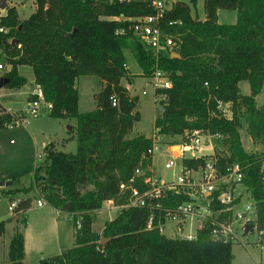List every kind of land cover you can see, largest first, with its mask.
<instances>
[{
  "label": "trees",
  "instance_id": "trees-1",
  "mask_svg": "<svg viewBox=\"0 0 264 264\" xmlns=\"http://www.w3.org/2000/svg\"><path fill=\"white\" fill-rule=\"evenodd\" d=\"M34 5V13L23 21L14 8L0 18V27L7 30L0 35V50L10 68L2 78L8 81L3 88H23L26 79L18 68L29 67L44 103L50 106V117L76 121V153L45 148V166L35 169L33 184L23 192L30 196L36 191L49 207L70 218L73 248L48 264H232L231 244L211 242L205 233L190 242L146 231V211H120L105 223L100 235L92 231V214L110 200L125 205L126 197H118V185L136 168L146 169L151 163L150 159L141 163L151 140L132 136L141 120L139 98L122 86L123 80L133 85L121 48V41L130 40L142 76L161 71L172 84L170 91L156 92L167 98L153 128L169 138L193 131L219 136L217 152L225 156L220 166L237 163L243 168L242 188L254 204L255 232L264 233V108L256 106L264 87V0H203V20L191 15L197 0H189V4L176 1L162 24L176 47L157 55L133 36L130 22L116 21L153 15L143 0H34ZM218 11L236 12L235 24L219 25ZM171 22L178 24L167 27ZM120 30L124 34L117 36ZM80 77H95L103 83L93 96L95 111L85 114L78 113L75 83ZM242 82L249 86L248 95L240 94ZM111 97L116 99V107H112ZM219 103L230 106L231 118L218 111ZM242 120L250 138L262 149L259 158L242 147ZM10 122L0 106V130ZM203 163L202 159L186 160L184 166L198 169ZM20 192L0 189V196L12 198ZM31 204L30 197L22 199L12 211L10 221L15 226L8 264H23V230ZM4 230L1 222L0 238ZM101 239L103 246L99 245Z\"/></svg>",
  "mask_w": 264,
  "mask_h": 264
},
{
  "label": "built area",
  "instance_id": "built-area-1",
  "mask_svg": "<svg viewBox=\"0 0 264 264\" xmlns=\"http://www.w3.org/2000/svg\"><path fill=\"white\" fill-rule=\"evenodd\" d=\"M143 1L149 3L153 15L132 19L120 17L116 21L130 22L133 36L154 55L175 48L176 43L172 36L162 29L165 14L172 10L175 1ZM177 24L171 22L167 27ZM6 33L7 30L0 27V35ZM123 34L122 30L116 32L117 36ZM3 62L5 63L4 57ZM3 71L4 65L0 62L1 79L6 73ZM150 84L154 88V93L172 89L171 82L161 71H155L151 75ZM142 95L146 93L142 92ZM161 96L166 101V95ZM110 101L112 107H116V99L111 97ZM45 105L42 89L35 86L24 112L30 117H37ZM228 106L222 103L218 105V111L226 119L231 118L226 117L223 111V107ZM6 113L11 117V122L6 128L27 124L26 118L22 115H12L7 111ZM154 131L148 138L152 143L151 148L141 156V163L151 160L150 166L146 169L139 166L127 181L118 185V197H126V204L117 206L110 200L104 203L107 209L146 211L148 213L146 231L156 230L168 239L191 242L196 241L200 233H205L211 242L231 245L238 243L245 247L242 238L255 231L254 204L242 188L245 177L243 168L237 163H223L220 166V159L225 156L217 152L218 146L214 141L221 138L202 131L185 132L180 138L168 137L169 152L171 153L174 148L178 151L172 153L173 159L164 163V170L176 173L171 178L161 179L152 168V159L156 150V141L167 137L160 135L158 130L154 129ZM39 158L42 159L43 156ZM198 159L204 162L198 169L184 166V161ZM262 170H264V161ZM45 204L43 199L36 202L38 208ZM15 208L16 203H11L9 210L13 211ZM76 225L80 227L79 222ZM248 225H252L253 230L245 234L244 228Z\"/></svg>",
  "mask_w": 264,
  "mask_h": 264
},
{
  "label": "rangeland",
  "instance_id": "rangeland-1",
  "mask_svg": "<svg viewBox=\"0 0 264 264\" xmlns=\"http://www.w3.org/2000/svg\"><path fill=\"white\" fill-rule=\"evenodd\" d=\"M189 4V0H174ZM7 9L14 8L19 14L20 19H27L35 11L34 0H8ZM4 11L0 10V18ZM191 15L193 18L202 19L204 17L203 0H197V6L192 9ZM236 12L219 11L217 22L223 25H229L235 20ZM237 19V18H236ZM235 24V23H234ZM130 40L121 41V48L125 58V70L133 79V86L129 88V94L139 98L137 111L141 116L140 122L135 126L132 136L150 135L153 129L155 119L161 117V103L165 100L159 94L154 93V88L150 84L151 77H143L139 70L136 60L133 56L134 42ZM4 54L0 50V62L4 65V71L7 72L10 68L3 62ZM3 71V72H4ZM20 75L26 79V84L20 90L10 91L3 88L0 90V102L5 103L9 108H25L28 105L25 93L30 92L34 86L32 82V71L29 67H21ZM79 108L81 114L93 111L95 103L93 96L98 94L102 88V82L95 77H80L77 81ZM240 94L248 95L249 86L246 82L239 84ZM142 91L146 95H142ZM6 94L13 95L11 98L4 96ZM11 104V105H9ZM256 106L259 109L264 108V87L260 96L256 98ZM226 117H231L230 106L223 107ZM22 116L26 118V126H14L0 130V167L2 174H5L10 181L12 187L21 188L17 195H24V190L28 189L33 184V175L37 167H44V149L50 148L64 154H75L77 148L76 142V121L70 120L61 122L50 118L49 111L43 107L41 113L37 117H30L26 113ZM242 130L240 131V139L243 149L255 157L262 155V149L254 143L250 138L247 126L243 120ZM150 137V136H149ZM180 138V137H176ZM169 139L162 138L156 141V150L152 159V168L156 172L158 178L168 179L176 172L164 170V163L173 159L172 153H177V148H174L170 153L168 150ZM220 142V141H219ZM221 143V142H220ZM214 144L220 150V144L214 141ZM43 156L42 159L39 157ZM2 183V182H0ZM7 184V182H5ZM18 191V190H15ZM16 196V195H14ZM14 196H0V223H5L4 234L0 239V264H6L7 250L13 234V226L7 222L12 217V212L9 210L10 200L15 201ZM32 199L31 208L26 212L27 226L24 229V235L27 237V253L25 264H48L51 258L59 255L60 247L68 248L70 244L57 242L56 238L49 232V225H53L54 221H58L61 226L62 233L66 234L73 231L71 222H68L64 214H59L54 217L52 210L44 205L43 209H37L36 202L42 198L33 191L30 196ZM44 201V200H43ZM106 204H103L101 210L93 215L92 231L99 234L102 232L106 222L114 220L119 212L116 210H108ZM21 227V226H20ZM175 237V236H174ZM173 238V237H172ZM245 247L235 243L231 245L232 249V264H264V233L257 235L254 231L246 238H242ZM76 264H80L76 262Z\"/></svg>",
  "mask_w": 264,
  "mask_h": 264
},
{
  "label": "crops",
  "instance_id": "crops-1",
  "mask_svg": "<svg viewBox=\"0 0 264 264\" xmlns=\"http://www.w3.org/2000/svg\"><path fill=\"white\" fill-rule=\"evenodd\" d=\"M7 2H8V0L6 1V6H7ZM6 11H7V7H5V10H4V13L3 14H1L2 15V17H4L5 15H6ZM219 12V11H218ZM218 12H217V15H218ZM18 14V13H17ZM18 16H19V14H18ZM236 18H237V15H236V17H235V20L232 22V23H230L229 25H233L235 22H236ZM204 19V17L202 18V19H200V20H203ZM19 20L20 21H23V19H20L19 18ZM219 24V23H218ZM219 25H221V24H219ZM223 25V24H222ZM21 69V67H19L18 68V74L20 75V73H19V70ZM21 77H23L22 75H20ZM127 76H129V77H133V76H131L129 73H127ZM24 78V77H23ZM78 81V80H77ZM77 81H76V88H77ZM27 82V81H26ZM32 82H33V86H34V88H35V84H34V79L32 78ZM122 86H124L128 91H129V88H130V86H128L126 83H125V81L123 80L122 81ZM133 86V85H132ZM34 88L30 91V92H28V93H25V96H26V100L29 102L30 101V95H31V93L33 92V90H34ZM102 88H103V83H102ZM102 88L100 89V91L102 90ZM3 89V88H2ZM1 90V89H0ZM20 90V89H19ZM10 91H15V90H10ZM77 91H78V88H77ZM99 91V92H100ZM142 92H144V91H142ZM1 96H3V95H0V97ZM4 96H7V98H11L13 95H11V94H6V95H4ZM9 105H11V104H9ZM0 106H2L3 108H4V110L5 111H7V112H9L10 114H12V115H22L23 114V111H25V109H26V107L25 108H23V109H21V108H9L5 103H2V102H0ZM45 108H47L48 109V111L50 112V106L49 105H45L44 106ZM78 108H79V102H78ZM96 109V108H95ZM95 109L93 110V111H95ZM92 112V111H91ZM25 113V112H24ZM79 114H81L80 112H78ZM50 116V115H49ZM24 118V117H23ZM51 118V117H50ZM140 119H141V116H140ZM156 120V119H155ZM27 121V120H26ZM59 121H61V120H59ZM61 122H66V121H61ZM27 124H25V126H26ZM137 125V124H136ZM135 125V126H136ZM135 130V127H134V129H133V131ZM155 131H154V128L152 129V131H151V134L150 135H143V136H145L147 139L148 138H150L149 136H151L153 133H154ZM57 152V151H56ZM11 180V179H9V177H7L5 174H2V172H1V167H0V182H2L3 184H5V182H7V186H4L3 188H0L2 191H4V192H9V191H15V190H19V189H21V188H13L12 187V189H10L11 187V184L7 181V180ZM14 198H15V201H20V200H22V199H25V198H28V196H25V195H16V196H14ZM17 203V202H16ZM10 206V205H9ZM46 207H49L47 204L45 205ZM37 207V206H36ZM44 208V206L43 207H41V208H38L37 207V209H43ZM51 210H52V212H53V214H54V217H56V216H58L59 214H62V213H60V212H58V211H55V210H53L51 207H49ZM30 210V209H29ZM28 210V211H29ZM109 210V209H108ZM111 210H116V209H111ZM116 211H118V210H116ZM10 212H12L11 210H10ZM119 213H120V211H118ZM65 215V214H64ZM65 217H66V219H67V221L68 222H70V218H68V216L67 215H65ZM112 221V220H111ZM108 222H110V221H108ZM10 226L12 225L13 226V228H14V226H15V222L14 221H8L7 222ZM72 225V224H71ZM48 230H49V232L53 235V237H55L56 238V240H57V242H61V240L62 241H64L65 243H67V244H70V242H72V244H71V247H68V248H62V247H60V251H59V255L62 253V252H65V251H67V250H70V249H72L73 248V234H74V232L72 231L71 232V230L66 234L65 232H63V235H61V233H62V230H61V226H60V223H58V221H54V224L53 225H49V228H48ZM102 233V232H101ZM101 233H99V235L101 234ZM13 235V234H12ZM23 235H24V230H23ZM12 238V237H11ZM1 239V238H0ZM24 242H25V258H26V253H27V237H26V235L24 236ZM58 255V256H59ZM25 258H24V261H25ZM24 261H23V264H25L24 263ZM6 264H8V261H7V263Z\"/></svg>",
  "mask_w": 264,
  "mask_h": 264
},
{
  "label": "water",
  "instance_id": "water-1",
  "mask_svg": "<svg viewBox=\"0 0 264 264\" xmlns=\"http://www.w3.org/2000/svg\"><path fill=\"white\" fill-rule=\"evenodd\" d=\"M6 1L7 0H0V10L1 11H4L5 10V7H6ZM17 44V41L16 40H13L12 41V45H16ZM8 83L7 80H4V79H1L0 78V89L3 88L4 85H6ZM4 186H7V184H3V183H0V188H3ZM249 230H253V226L252 225H248L244 228V233L246 234ZM105 243V241L103 239H101L100 241V246H103Z\"/></svg>",
  "mask_w": 264,
  "mask_h": 264
}]
</instances>
